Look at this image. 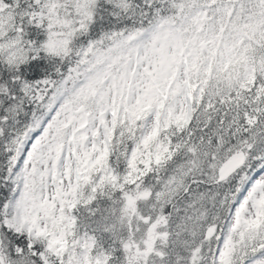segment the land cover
Returning a JSON list of instances; mask_svg holds the SVG:
<instances>
[{
  "label": "snow or ice",
  "instance_id": "1",
  "mask_svg": "<svg viewBox=\"0 0 264 264\" xmlns=\"http://www.w3.org/2000/svg\"><path fill=\"white\" fill-rule=\"evenodd\" d=\"M0 264H264V0H0Z\"/></svg>",
  "mask_w": 264,
  "mask_h": 264
}]
</instances>
